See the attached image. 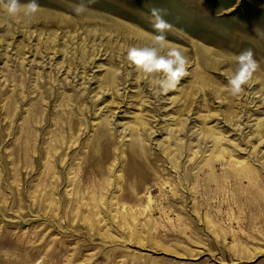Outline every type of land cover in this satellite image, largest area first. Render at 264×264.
I'll use <instances>...</instances> for the list:
<instances>
[{
	"label": "rangeland",
	"instance_id": "rangeland-1",
	"mask_svg": "<svg viewBox=\"0 0 264 264\" xmlns=\"http://www.w3.org/2000/svg\"><path fill=\"white\" fill-rule=\"evenodd\" d=\"M36 2L0 7V264H264V0ZM152 8L189 60L167 94L126 59Z\"/></svg>",
	"mask_w": 264,
	"mask_h": 264
},
{
	"label": "clouds",
	"instance_id": "clouds-1",
	"mask_svg": "<svg viewBox=\"0 0 264 264\" xmlns=\"http://www.w3.org/2000/svg\"><path fill=\"white\" fill-rule=\"evenodd\" d=\"M91 2V0H89ZM0 7L8 17L22 18L30 24L40 7L36 0L21 4L20 0H0ZM73 11L80 15L86 11L85 4L73 6ZM160 9H151V25L156 34L151 35L149 44L131 46L127 49V61L149 78V84L155 94H167L177 88L182 78L189 75V60L179 46L166 40L165 33L172 29ZM236 67L228 78L227 91L234 97L243 94L245 86L252 80L260 65L254 59L251 49L245 50L234 57Z\"/></svg>",
	"mask_w": 264,
	"mask_h": 264
}]
</instances>
